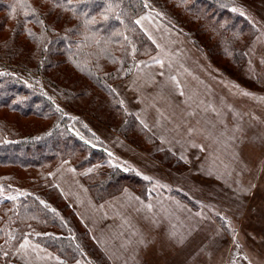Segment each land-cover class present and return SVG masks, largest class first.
<instances>
[{
  "label": "rangeland",
  "instance_id": "374dc122",
  "mask_svg": "<svg viewBox=\"0 0 264 264\" xmlns=\"http://www.w3.org/2000/svg\"><path fill=\"white\" fill-rule=\"evenodd\" d=\"M238 1L256 35L235 74L195 26L137 17L154 52L113 88L146 137L131 143L86 114L102 159L50 176L100 253L64 262L28 237L15 264H264V0ZM104 168L134 183L97 201L82 176Z\"/></svg>",
  "mask_w": 264,
  "mask_h": 264
},
{
  "label": "trees",
  "instance_id": "16d2710c",
  "mask_svg": "<svg viewBox=\"0 0 264 264\" xmlns=\"http://www.w3.org/2000/svg\"><path fill=\"white\" fill-rule=\"evenodd\" d=\"M239 3L0 0V264H15L28 237L64 262L100 253L83 245L80 236L87 233L51 183V171L65 162L83 171L102 159L86 114L131 143L146 137L113 88L154 52L139 15L165 12L179 31L195 26L235 74L256 35L236 11ZM132 179L116 168L82 176L97 201ZM90 259L96 264L99 258Z\"/></svg>",
  "mask_w": 264,
  "mask_h": 264
}]
</instances>
